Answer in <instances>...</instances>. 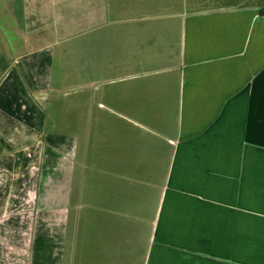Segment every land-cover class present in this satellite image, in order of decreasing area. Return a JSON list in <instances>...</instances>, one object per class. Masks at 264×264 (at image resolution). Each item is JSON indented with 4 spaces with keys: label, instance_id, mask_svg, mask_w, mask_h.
I'll list each match as a JSON object with an SVG mask.
<instances>
[{
    "label": "crops",
    "instance_id": "obj_1",
    "mask_svg": "<svg viewBox=\"0 0 264 264\" xmlns=\"http://www.w3.org/2000/svg\"><path fill=\"white\" fill-rule=\"evenodd\" d=\"M199 1L0 0V264H264V0Z\"/></svg>",
    "mask_w": 264,
    "mask_h": 264
},
{
    "label": "rangeland",
    "instance_id": "obj_2",
    "mask_svg": "<svg viewBox=\"0 0 264 264\" xmlns=\"http://www.w3.org/2000/svg\"><path fill=\"white\" fill-rule=\"evenodd\" d=\"M206 1L207 0H200L199 3L197 4V8H208V2H211V1H209V0H208V2H206ZM69 68L72 69V67H69ZM75 100H76L75 94L69 93L67 96L63 97L61 102L52 101V110H51L52 120H51V122H55V120H57V118L60 115V113H59V111H57V109H59L60 107H63V108L72 107L75 104ZM60 124H64L66 128L73 126L75 124V116L70 115V114H66L65 117H63L62 120L60 121ZM69 133L73 134L72 132H69Z\"/></svg>",
    "mask_w": 264,
    "mask_h": 264
}]
</instances>
